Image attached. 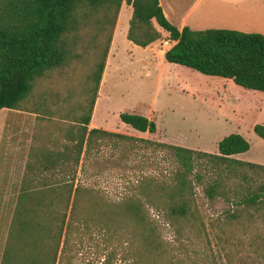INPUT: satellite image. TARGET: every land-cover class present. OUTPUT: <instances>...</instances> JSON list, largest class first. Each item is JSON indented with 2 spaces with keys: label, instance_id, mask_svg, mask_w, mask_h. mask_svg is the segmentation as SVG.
I'll use <instances>...</instances> for the list:
<instances>
[{
  "label": "trees",
  "instance_id": "trees-1",
  "mask_svg": "<svg viewBox=\"0 0 264 264\" xmlns=\"http://www.w3.org/2000/svg\"><path fill=\"white\" fill-rule=\"evenodd\" d=\"M123 2L132 8L126 37L135 45L144 48L160 38L155 22L174 41L164 52L165 61L264 93L262 33L188 26L179 30L165 17L158 0H0V109L21 107L32 80L69 60L71 35L86 27L96 26L99 31L101 25H110L102 56L91 74L95 89L87 112L79 117L80 125L73 124L78 134L72 146L75 167L55 169L45 163L29 169L28 165L33 183L21 187L0 264H236L232 257L242 254L264 264V176L260 181L259 174V170L264 173V165L232 157L250 147L241 134L224 136L214 154L156 142L171 150L176 161L174 169L155 181L154 193L162 200L155 207L165 211L159 218L144 212L143 201L151 202L149 178L140 180L137 194L117 202H107L80 183L74 186L80 154H88L92 145L99 146L107 138L148 142L101 128L88 129ZM119 119L140 132L156 131L155 122L143 115L120 112ZM252 129L264 140V124ZM201 157L217 171L205 190L207 196H228L233 204L255 211L233 212L224 218L228 226L239 225L240 235L218 223L211 224L215 230L209 233L198 212H189L193 200L190 173L195 158ZM226 179L234 180L232 188ZM95 206V212H89ZM192 220L198 228L191 237L184 234V223ZM255 223L263 230L250 232ZM166 227L173 233L170 241L165 238ZM199 232L205 241L195 240ZM210 235L218 247L212 246Z\"/></svg>",
  "mask_w": 264,
  "mask_h": 264
},
{
  "label": "rangeland",
  "instance_id": "rangeland-1",
  "mask_svg": "<svg viewBox=\"0 0 264 264\" xmlns=\"http://www.w3.org/2000/svg\"><path fill=\"white\" fill-rule=\"evenodd\" d=\"M129 9L130 6H125L120 12L115 26L100 81L99 95L102 99L98 102L100 106L95 108V121L98 112L99 120L111 131L121 130V133L145 138L148 142L107 138L99 146L92 145L80 163L77 183L107 202H117L125 196L137 194L140 180L149 178L152 180L149 184L151 202L145 203L141 197L144 212L159 218L160 212L165 211L159 208L162 200L154 193L155 181L174 169L176 161L171 150L156 145V142L214 154L217 153L219 140L231 133H238L250 144L249 151L238 159L263 164L264 140L252 128L256 124H264V93L252 95L231 79L204 75L184 65L162 61L163 48L168 46L170 40H167L168 33L155 22L156 29L160 30V38L153 45L155 48L152 46L154 50H144L135 45L127 39V29L124 30L129 23V19H126ZM210 25L234 29L230 24L213 22ZM109 32L110 25H101L99 31L96 26H90L77 35H71L68 40V50H71L69 60L31 81L30 91L22 99L21 107L47 113L52 122L49 127L52 136H55L53 132L57 135L65 129L63 120L73 121L77 118L74 121H78L80 116L86 114L95 89V79L91 74L94 75L96 62L102 56ZM120 112L146 116L155 122L156 131L149 133L133 129L119 119ZM53 122L60 124L55 128ZM194 163L190 173L193 200L189 212H198L209 233L215 230L211 224L218 223L235 235H240L239 225L234 223L235 227L228 226L224 218L233 212L255 211L233 204L228 196L208 197L205 190L217 177V171L205 157L195 158ZM259 172L261 181L264 173ZM225 181L229 187H233L234 180ZM155 204L159 207H155ZM95 210L96 206L91 207L89 212ZM184 227L185 235L192 237L197 234L195 221L184 223ZM262 227L255 223L249 231H262ZM166 228L165 238L170 241L173 233ZM199 236L195 240L205 241L201 232ZM209 237L212 246L218 247L215 239L211 235ZM247 242V238H244L242 245L246 246ZM232 258V263L236 264L257 262L253 256L245 254Z\"/></svg>",
  "mask_w": 264,
  "mask_h": 264
},
{
  "label": "crops",
  "instance_id": "crops-1",
  "mask_svg": "<svg viewBox=\"0 0 264 264\" xmlns=\"http://www.w3.org/2000/svg\"><path fill=\"white\" fill-rule=\"evenodd\" d=\"M158 2L165 17L179 30L184 26H188L193 30L217 28L209 26L213 22H218L230 24L234 30L243 32L259 31L258 33L264 34V0H158ZM125 6L130 5L123 2L119 14L125 9ZM131 12L132 8L130 6L129 12L126 15L127 20L130 19ZM126 29L128 30V25L125 26L124 30ZM173 43L174 41L170 40L168 46L163 48L164 51L161 54L162 61L165 60L164 52ZM156 44L157 40L143 49L154 50L155 47L153 45ZM101 84L100 82L88 129L101 128L111 131L109 127L99 120L98 112L95 121V108L98 106L99 100L102 99L101 95H99ZM247 90L252 95L261 92L254 89ZM74 120H77V118L73 119V121L63 120L65 123L62 126H65V129L61 130L57 135L56 132H53L55 136H52L49 134L51 121L47 113L23 107L0 109V260L11 215L20 190H22L21 187H30L33 183L31 178L34 176L28 172V165L29 169L31 167L35 169L41 168L45 163L55 169L60 167H75L74 158L76 151L72 150V146L75 145L78 134L75 133L73 124L80 125V122ZM59 124L53 122L52 125L56 128ZM115 131H120L119 133H121V130ZM122 133L124 134V132ZM66 146L68 147V151L66 150ZM246 152L234 154L232 157L238 159L240 155ZM64 153L69 156V159H64L61 156ZM83 157L84 152L80 154L78 164L76 165L77 173L74 186L78 182L77 174ZM243 161L250 162L249 160ZM52 181H55L54 177H52Z\"/></svg>",
  "mask_w": 264,
  "mask_h": 264
}]
</instances>
